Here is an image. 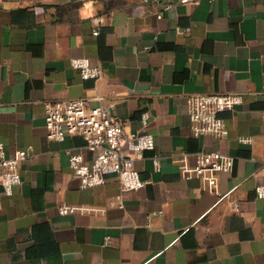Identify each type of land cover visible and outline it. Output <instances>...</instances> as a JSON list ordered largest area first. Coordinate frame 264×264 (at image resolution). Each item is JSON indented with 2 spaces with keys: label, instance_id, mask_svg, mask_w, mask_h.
<instances>
[{
  "label": "crops",
  "instance_id": "0c3cea01",
  "mask_svg": "<svg viewBox=\"0 0 264 264\" xmlns=\"http://www.w3.org/2000/svg\"><path fill=\"white\" fill-rule=\"evenodd\" d=\"M80 56L100 76L83 78ZM194 92L243 94L221 112L227 136L192 133ZM78 97L154 135L134 160L142 187L116 174L81 186L70 155L94 153L45 124L48 101ZM0 138L7 156L29 150L22 182L0 189V264H264V0H0ZM201 151L236 158L217 192L173 161ZM64 202L98 209L62 214Z\"/></svg>",
  "mask_w": 264,
  "mask_h": 264
},
{
  "label": "built area",
  "instance_id": "2783aa9c",
  "mask_svg": "<svg viewBox=\"0 0 264 264\" xmlns=\"http://www.w3.org/2000/svg\"><path fill=\"white\" fill-rule=\"evenodd\" d=\"M155 2L156 0H142ZM182 3H194L200 0H180ZM161 17V14H158ZM98 17V22H101ZM100 33V27L94 30ZM71 64L78 69L83 78H97L101 67L92 64L86 56L73 57ZM91 97H78L68 100H51L46 104L45 124L48 136L63 140L70 134L82 135L87 147L94 153L91 161L82 153L70 155V166L78 177L82 187L103 184L109 174H116L124 189H137L145 184L138 169L135 158L144 151L154 149L155 137L149 132H128L120 119L111 114L108 106L98 104L92 106ZM243 100L238 92H194L187 95L188 113L191 130L194 135L213 134L225 137L230 133L229 127L221 112L233 109ZM149 117L143 113L146 121ZM245 140L250 138H244ZM29 154L27 148L18 149L12 155L5 153V143L0 138V189L6 194H13L14 188L22 182L20 164ZM235 156L220 151H201L195 154L194 163L190 162V154L182 152L174 156L180 174L185 178L199 176L206 186L217 192L218 174L231 172L235 166ZM157 170L162 167L158 156L154 157ZM259 196H264V185L257 187ZM237 207L238 202H234ZM97 207L64 202L58 210L62 214L77 211L97 210ZM109 236L107 237V240Z\"/></svg>",
  "mask_w": 264,
  "mask_h": 264
}]
</instances>
